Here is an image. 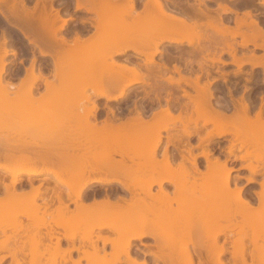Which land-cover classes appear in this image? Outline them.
Listing matches in <instances>:
<instances>
[{"label":"bare ground","instance_id":"bare-ground-1","mask_svg":"<svg viewBox=\"0 0 264 264\" xmlns=\"http://www.w3.org/2000/svg\"><path fill=\"white\" fill-rule=\"evenodd\" d=\"M18 1L20 0H13L9 10L12 8L14 11L13 8H15L18 12L16 7L19 5ZM136 1L138 0H123V3H120L121 0L120 2L119 0H77V10L84 8L87 11L99 12L97 14L99 17L97 16L96 23L90 21V19L88 20L96 27L93 34H84V32H88L90 27H93L87 22L89 26L85 28L83 26L82 29H79V25L78 29L82 31H78V29H76L78 31H75L76 33L72 31L75 35L74 38L72 37L73 39L71 38L72 40L66 38L68 33L66 36H59L61 33L59 31L65 26L67 27L66 24L69 23L68 19L60 16L61 11L59 9L55 13H53L52 8L47 9L46 7L36 11L38 3H36L35 8L29 9L30 7L26 6L27 3L24 4V0L20 1V5L26 7L22 11L26 12L25 36L28 38L29 44L38 47L43 55H47V52L44 51L42 46L51 48V54L64 55V57H55L57 59L54 61L56 66L54 76L62 80L73 78L71 82H61L60 87L74 85L76 82L79 83L78 85H82L81 83H84V81H91L90 83L93 82V84H96L95 87H98L94 90L96 97L113 101L126 97L128 88L131 86L146 82L147 86L150 85L149 87L152 86L154 89L159 87L158 90L155 89L156 91L151 88L152 93L155 92L154 98L150 97L151 89L150 92H145L146 96H149L152 101L158 102L159 106L153 110L151 115H148L146 108L138 107L136 102V106L132 109L128 107L127 114L123 115V109L120 107L106 105L107 113H105L104 119L99 113L103 119L100 117L102 120L100 121L98 117L100 107L98 104H94L91 107L92 109L90 108L91 114L89 113V118L92 115L94 120L91 121L92 118L89 120L87 113L84 115L87 119L84 120L83 117V122L81 121L80 127L77 129V132L79 130L78 134H84V137L78 135L79 137L74 139H67L68 137L44 139L47 142L43 140L42 142H45L48 146L50 145L49 148L60 145V152L55 153L56 155H43L44 157L41 155L42 157H39V159H35V157L33 159L28 154L26 155V145L29 143L26 140H24L26 142L24 145H20V147L22 146V149H19L20 154L17 151L18 149H14L16 147L13 145V152L17 151L13 154L9 147H12L9 143L12 144L13 142L9 141L8 137L5 138L6 136L4 138L0 137V190L4 189V194L2 197L0 196V215L2 211L5 213L4 215H11V212L15 210H12V208H16L18 202L22 204L23 200L26 199V189L20 188L26 185V181L24 182L26 178H22L20 175L38 176L52 173L60 183L62 182L69 187L68 192L67 189L66 192L65 190H56L58 191V204L55 205V208H50L51 204L49 202H45L43 205L36 203L40 196V189L38 186L35 187L34 180L29 178L28 181H30L33 188L32 193L29 195L31 199L27 198L29 202L27 200L26 204L19 209V212L23 211L25 213L24 209L26 207L27 210L34 207L32 209L34 214H38L39 210L43 211H39L43 215L51 214L52 216L54 213L53 217L59 218L55 222L56 226L60 227V223L64 228L73 225L75 230L81 232V234L67 233L65 235L59 232L60 235L57 232H51L46 235L48 242H52L54 238L56 239L54 245L58 251L59 260L58 262L53 261L52 264H81L84 260H87L88 264H248L244 250V247L247 246L244 240L246 237L245 231L244 234H241L242 231H240L241 233H238L240 234V236L238 235L239 238L234 239L236 234L234 229H236L235 225L238 220L242 221H239V224L244 223L245 220L244 225H246L251 219L256 222L264 219V178L257 179L258 175L264 173V152L261 153L264 150V98L261 99V105L256 107L259 108L257 110L253 105L255 100L250 97L251 91V94L240 97L237 104L234 102L235 105L233 104L234 109L232 110L229 104H226L228 105L226 106L213 102V98L216 96L215 90L213 91L214 88H211L213 81H206L203 85L200 84V77L202 76H199L198 72V75H196V72L191 71L193 68H190L196 65H193L196 58L193 60L192 57L185 60L188 61L185 62V64L187 63L186 66L190 64L188 70L196 75L194 78L190 76L191 74L183 75V70L181 72V68L178 66H175V72L179 74L177 78L169 73L173 70L168 68V64L164 66L160 64L159 68L156 66L152 68L149 64H157L154 55L160 52L158 47L163 42L173 45L183 44L184 41H187L192 46L194 41H197V52L205 54L202 60L197 59V63L201 65L200 67L198 64V67L202 72L204 70L210 75L211 71L213 72L210 69L213 68L214 63H227L223 61L221 51L225 53L228 49H230L228 52L232 56V62L238 69L249 63L253 68L262 66L264 72V56L256 57L252 53L250 56L243 55L244 58L238 57L236 45L232 44L233 42L230 43L231 40L227 38L228 35L232 38L240 35V37H243L242 42H239L241 46L246 47L252 44L255 48L258 47L264 50V26L259 21V15L246 11L243 16H240L236 9L226 3L219 5L217 10L219 18L216 19L215 10L205 5L206 0H194L196 3L199 1V4H194V1L191 3V0H142V2L139 1L143 6L140 9L136 7L138 6ZM255 1L244 0L239 6H246L248 2L256 5ZM170 3L172 5L176 4V7L170 6ZM261 3L264 5V0H261ZM106 8L109 10L107 11ZM104 9L106 12H102ZM1 10L0 6V12H2ZM222 12H234L236 14V27L231 28L228 26L221 17ZM204 18H206V21L202 22ZM84 19L81 24L86 22L87 19ZM58 20H62L60 26L57 24ZM243 26L249 27L250 31L249 28H247L249 32L243 31ZM87 27H89L88 30ZM2 33L4 32L2 31ZM194 37L198 39L196 40ZM4 42L7 46V41ZM2 44L4 43L2 42ZM220 45H222L221 51L218 52L217 47ZM226 46L228 47L227 51H225ZM212 47L216 49H212ZM167 50L165 49L166 52H168ZM193 50V48L192 50L188 49L189 54L193 55L195 53V50ZM8 52L5 48L4 54H0V89L2 88L5 92L4 95L9 92L8 88L10 87L8 85L12 86V83L3 81L8 64L5 57ZM130 52L135 54V58L139 57V54H145L144 62L140 61L142 64H138V60L132 58V54L131 56L126 55ZM66 54L71 56L68 57ZM107 54L111 56L110 61V58H106L109 57L106 56ZM218 54L220 55L217 56ZM95 55H98V57ZM115 55H125L126 57H123L124 63L115 61L116 59L114 60L113 57ZM207 61H210L211 64L214 62L209 70L206 69V66H210ZM34 63L33 60L31 69H26V77L28 78L26 79L29 87L26 79H23L27 88H29V90L26 88L29 96L38 79L42 80L47 88H55V82L47 79L48 77L43 74L42 69H39L41 67L38 68V74H35ZM162 63L165 64L167 61ZM143 68L147 70L144 71ZM195 71H198V69ZM238 71L235 73H239ZM166 73H169L170 76ZM207 77L209 76L207 75ZM223 77H225L224 74ZM262 77H259V79L263 81L264 76ZM212 79H217V77H212ZM244 79L250 81L255 77L251 72L250 76ZM256 79L254 81L257 82ZM181 81L192 86L194 92L197 93L191 94L189 90H184L183 96L189 98V102H194L193 105L189 102L178 107L172 105L171 101L174 98L172 89H175V86H170V91L167 90L166 98L164 97L166 104L165 106L162 105V91L165 90L166 83L181 88L178 85ZM169 84L167 85L169 86ZM116 85L120 89L116 93H111L115 90ZM107 86L108 88L112 87L109 88L111 91L107 89ZM246 86L244 90L249 91L246 90L248 89ZM229 93L233 94L234 92L229 89ZM33 98L32 102L35 100ZM174 99L179 100V98ZM4 100L6 99L4 98ZM61 100L63 101L61 103H67V100L65 102L63 99ZM33 104L28 110H33ZM50 105L52 107L54 104H49V109H51ZM55 106L52 107L53 110L57 107ZM60 106L62 107V105ZM0 107L2 106L0 105ZM5 109L7 110V108ZM227 109H230L233 113H227ZM254 109L257 111H254ZM35 110L34 112L30 111L29 114H32V112L38 114V111L42 113L40 107ZM55 110L58 111L57 108ZM253 111L255 114H252ZM28 112L26 111V114ZM194 112L201 113L200 117L204 119L202 125L201 122H199L200 125L198 124V118H193ZM26 114L24 115L26 116ZM39 115L41 116L40 113ZM62 115L66 117V112L57 116L56 114L55 116L50 115V121L54 118V122L58 116H61L62 119L58 117L54 123L47 120L49 122V124L46 122L49 125V127L46 126L48 133L50 131L61 134L70 133V129H73L71 126L72 121L67 119V123H65L63 121L65 117ZM42 116H44L42 119L47 117L43 113ZM23 118L24 122L22 121V124L26 122L25 117ZM36 119H32L33 123H31L27 116L28 122L32 125L39 122V118ZM68 120L71 122L69 121V123ZM41 121L38 125L43 124ZM2 123H0L1 129L11 125L17 127L16 121L15 125L11 124V121L6 122V120H3ZM29 123L28 128L31 126ZM177 123L182 125L181 132L174 131L177 129ZM209 123H213L214 128L208 131L206 127ZM192 124L193 126H191ZM21 126L24 129V126L20 124ZM14 127H11L10 131L11 129L14 131L18 129ZM179 127L181 128V126ZM42 128L44 127L41 126L39 129ZM205 130L206 134L203 133ZM36 132L38 133V131ZM23 133L25 134V132ZM88 133L93 135H90V137ZM0 134H3V132L1 131ZM85 134L88 136L86 137ZM228 135L232 137L227 138ZM195 139H197V143H194ZM225 140H228L227 145L223 143ZM18 142V144H14L18 146L22 141ZM44 144L42 143V145ZM30 145H33L32 142ZM34 145L37 146V144ZM198 148H202V150L196 154L195 150ZM238 148L241 151L245 148L246 152L239 154ZM254 150H256V153L253 152ZM252 158H255L258 163L246 162ZM1 159L10 162L5 163ZM38 161L44 163V167H38ZM237 162L241 164L239 169H236L235 163ZM244 169H247L250 175H242L240 171ZM234 172H236V175H234ZM8 176L11 177L9 183L6 182ZM242 178L246 179V184L242 183ZM256 183H259L260 189L248 188L249 184ZM92 184H102L107 187L104 191L101 190L102 193L97 191L101 195L100 198L95 194L94 200L87 202L86 193L88 194V187ZM156 186L158 189L154 191ZM2 187L3 189H1ZM17 188H20V191ZM64 192L66 196L63 194ZM252 196L257 198L259 206H254L253 199L255 197L252 199ZM72 203L75 205L74 210H71L70 204ZM34 214L29 215L32 220H34ZM24 216H26V213ZM239 216L241 219H238ZM222 217L232 223L226 225V222L225 224L220 222V220L223 221ZM37 219L39 218L37 217ZM36 221L35 224H38V220ZM233 221L235 224H233ZM254 221L253 224H255ZM4 222V220H0V225ZM17 223H20V220ZM39 225L37 227H40ZM0 228L4 233V228L2 226ZM36 229L35 231H37ZM17 230L18 228H16ZM22 232L26 233V225L23 227ZM109 232L115 234V237H109L107 235ZM187 234L190 236L188 240L184 238ZM38 235L31 236L33 239L35 237L38 239ZM24 237L25 234L17 235V237L15 235L14 241L17 243L22 241ZM147 238H151L152 242L146 241ZM7 239L0 240V249L3 244H6ZM19 251L21 250L7 252L3 257H0V264L1 261H7L8 258H11L10 262L12 263L24 264L26 262L25 257L22 253H18ZM228 254L231 256L228 257ZM259 258L264 259V252L260 254ZM31 264L41 263L31 262Z\"/></svg>","mask_w":264,"mask_h":264},{"label":"rangeland","instance_id":"rangeland-1","mask_svg":"<svg viewBox=\"0 0 264 264\" xmlns=\"http://www.w3.org/2000/svg\"><path fill=\"white\" fill-rule=\"evenodd\" d=\"M13 0H5V1H1L0 2V6H1V11L2 12H0V42H1V47H0V50L2 51H0V54H4V49L5 48H7V50L9 51L8 52V54L6 55V57H5V60L8 62V64H7V67H6V70H5V72H6V74L4 75V80L3 81H7V83L8 82H10V83H12V86H10V85H8V87H10V88H8V87H6V88H8V94L7 95H4L5 94V92L2 90V88L0 89V105L2 106V107H0L2 110L0 111V121H2L3 122V120L5 121L6 120V122H8L9 123V121H11V124L13 123V125H15L14 123H15V121H16V123H17V121H19L18 123H17V127L15 126H8L7 128L6 127H4V129H1L0 128V133H1V131L3 132V134H0L1 136V138H4L5 136V138H9V141L11 140L13 143L11 144V143H9V145H12V147L11 146H9L10 148H11V152H13V149L12 148H14V146L16 147V148H14V149H18L17 151L19 152V154H20V150L22 149L21 147H20V145L21 144H25L26 142L28 143L27 145H26V155L28 154L31 158H33L34 159V157H35V159H39V157H42L43 155H45V156H47V155H56L55 154V152L54 151H58V152H60V150H59V147H60V145L59 146H56V145H54V148H53V146L51 147V148H49L50 147V145L48 146L45 142H42V140L43 141H46L47 139L49 140V139H52L53 137L54 138H56V137H62V138H66V137H68L67 139H74V138H77V137H84L83 135H80V133L78 134V132H79V130H78V132H77V129H78V127H80V125L79 124H81V121L83 122V119L84 120H86L87 118L89 119V120H91L90 118H92V120L91 121H93L94 120V118H93V116L91 117L90 116V118H89V115L91 114L90 113V108L91 107H93V105L94 104H98L97 102H98V99L96 98V96L94 95V90H96L98 87H95V85L96 84H93V82L92 83H90L89 81L87 82H85L84 81V83H81L82 85H78L77 84V82L74 84V85H64L63 87L61 86L60 87V83L62 82H66V81H70L71 82V80H72V78L73 77H71L70 79H64V80H62V79H60V78H56L55 76H54V73H55V69H56V66H55V64H54V61L57 59H55V57L56 56H60V57H64V55L63 54H57V55H55V53H53V54H51V52H52V50H51V48H48V47H43L42 46V48L44 49V51H46L47 52V55H43V54H41L40 53V49H38V47H35L34 45H32V44H29V40H28V38H26V36H25V34H26V16H25V13L26 12H23L22 10H23V8L24 9H26V7H22V5H20L21 4V0L20 1H18V2H16V3H18L19 5V7L18 6H16L17 7V10H18V12H16V9L15 8H13L14 9V11L12 10V8H11V10H12V12H11V10H9V7H11L10 5H12L11 4V2H12ZM23 1V0H22ZM39 1V0H38ZM38 1L36 2V3H38ZM73 2H75V3H73L74 5H75V8H74V10H71V11H67V10H60L61 11V13H62V15H61V13H60V16H63L62 18H65V19H68V22L69 23H67L66 25H67V27L65 26L63 29H61V31H59V32H61L60 34H59V36L61 35V36H66V34L68 35L66 38L67 39H71L72 37L74 38V33H76V32H78V31H82V30H79V29H82V27L84 26V28L86 27V26H89L88 24H90V26H93L94 24L93 23H89L88 22V20L90 19V21H95L96 20V18H97V20H98V13H96V12H94V11H87V10H85L84 8H82V9H78L77 10V8H76V6H77V0H72ZM142 2V0H138V1H136L137 2V5L138 6H136L138 9H140L141 8V4L142 3H140V2ZM232 1L233 0H223V2H224V4L226 3V4H228V5H231V3H232ZM119 2H120V0H119ZM27 3V7L29 8V9H31V8H35L36 6V3L33 5V6H31V3H29L27 0H24V4H26ZM120 3H123V0H121V2ZM125 3V2H124ZM39 5L37 6V8H36V11L38 10V11H40V9H44V6H42L40 3H38ZM52 4V6L49 8V7H46L47 9H51L52 8V10H53V13H55V10L53 9L54 7V2H52L51 3ZM140 5V6H139ZM143 7V6H142ZM107 9V8H106ZM33 10V9H32ZM109 9H107V11H108ZM4 11V12H3ZM48 11H50V10H48ZM102 11V10H101ZM102 12H106V10L104 9ZM53 13H52V15H53ZM4 14V15H3ZM65 14V15H64ZM242 15H244V13H242V14H240V16H242ZM98 16V17H97ZM69 17V18H68ZM109 17V16H108ZM222 19L223 20H225L226 21V23L231 27V28H234V27H236V24H235V18L233 19V20H228L227 18H225L226 17V14H223L222 15ZM83 18H85L84 20H86V22H83V24H81V21H83ZM71 19V20H70ZM82 19V20H81ZM105 19V18H104ZM107 19H109V18H107ZM106 19V20H107ZM105 20V21H106ZM109 21H110V19H109ZM203 21H206V19H204ZM248 21H249V19H248ZM259 21H260V23L263 25V23L261 22V18L259 19ZM62 23V20H58L57 21V24H59L58 26H60L61 25V23ZM87 22H88V24H87ZM98 22V21H97ZM95 23H96V21H95ZM86 24V25H85ZM77 25V26H76ZM79 25H80V27H79ZM95 26V25H94ZM87 27V30H88V28H89V30H88V32H84L85 31V29H84V34H88L89 33V35H90V33L91 34H93L94 33V31H96L95 30V28L96 27ZM264 26V25H263ZM78 27H79V29H78ZM244 28L242 29L243 31L245 30V31H248L247 30V28H249V27H245V26H243ZM74 28V29H73ZM76 29H78V31H76ZM86 30V31H87ZM2 31L4 32V33H2ZM72 31H74V33L72 32ZM76 31V32H75ZM249 31H250V28H249ZM248 31V32H249ZM58 32V33H59ZM247 32V33H248ZM2 33V34H1ZM72 33V34H71ZM63 34V35H62ZM84 36V35H83ZM86 36V35H85ZM84 36V37H85ZM6 37V38H5ZM86 37H88V36H86ZM72 38V39H73ZM196 40L198 39L197 37H194ZM228 39H230L231 40V42H230V40H229V42L230 43H232V44H234V45H236V47H237V49H236V54H237V56L239 57H242V58H244L243 57V55L245 56V54L246 55H252V53L253 54H255L256 55V57L258 56V57H262V56H264V50L262 49V48H258V47H254V45H252V44H249V46H246V47H244V46H241L240 45V43L242 42V39H243V37H240V35H237L236 36V38H232V36H229L228 35V37H227ZM7 41L6 43H7V46H6V44H5V40ZM69 39V40H70ZM71 39V40H72ZM234 39V40H233ZM2 42L5 44H2ZM195 42H196V45H195ZM234 42H237L236 44L234 43ZM240 42V43H239ZM200 43V42H199ZM197 41H194V45H192V46H190V44H188V42L187 41H184L183 42V44H173V45H171L170 43H168V42H163L162 44H160L159 45V51L160 52H158V53H155V55H154V59H155V62L157 63H155L156 65H153L154 63H151V65L149 64V66L150 67H152V68H154L155 66L156 67H158L160 64L161 65H166V64H168V66L171 64V63H176V66H178V67H180L181 68V72H182V70H183V74H184V71H186V73L184 74V75H190L191 77L193 76V78L196 76V75H198L197 74V72L198 73H200V67H201V65L199 64V63H197V59H201L202 60V57L200 56V52H197V50H196V46H197ZM239 44V45H238ZM2 45H4V46H2ZM6 46V47H5ZM222 45H220V47H221ZM5 47V48H4ZM216 47V46H215ZM213 48L212 47V49H216V48ZM217 48V51L218 52H220L221 51V48ZM224 47V46H223ZM2 48H3V50H2ZM172 50H170V49ZM192 48L195 50V53L193 54V55H191V54H189V51H188V49H190V50H192ZM165 49L167 50V49H169V50H167L168 52H166L165 51ZM225 51H227V49H228V47L226 46L225 47ZM193 50V51H194ZM230 49H228V51H229ZM254 50V52H252ZM170 51V52H169ZM227 51V52H228ZM190 52H192V51H190ZM217 52V53H218ZM222 52V59H223V61H225V62H227V63H225V64H223L222 62H216V63H214L215 64V66H213L211 63H210V61L208 62V63H210V66L208 65V66H206V69L207 70H209L210 68H211V65H212V67L213 68H211L210 70H213V72L211 71V73H210V75L208 74V73H206L204 70H203V74L201 75L202 77H200V81H202V80H204L205 82L204 83H206V81H213V84H212V86H211V88H214L213 89V91L214 90H217V89H222L221 90V92H218V93H216V94H219V95H222L223 93H224V91L225 90H227V89H232L233 90V92L234 93H236L237 95H238V100H240V97H242V96H246V95H249V93L251 94L250 95V97H252L255 101H254V103H253V105H254V108H256L257 106L259 107V105H261V102H262V100H263V98H264V80L262 81V79H259V77L260 78H263L262 76H264V72H263V68H262V66H258V67H252L249 63H246V64H244L243 65V67L242 68H240V69H238V67L235 65V64H233V59H232V56H231V54L228 52H223V51H221ZM164 53H176V54H180V55H185L188 59L189 58H192L193 57V60H194V58H196L195 59V61H194V63H193V65L194 64H196V65H194V67H196L195 69H194V67L192 66V67H190L191 69L193 68V70H191L192 72H196L195 74L196 75H193V73H191L190 72V70H188V65H190V64H188L187 66H186V64H185V62H188V61H185V60H183V59H176V60H172V61H167V63H162V62H166V61H163L162 59H159V56L160 55H162V54H164ZM224 53V54H223ZM131 54H132V58H134L135 60H138L137 62H138V64H142V63H140V61H142V62H144V59L146 58L145 56V54L143 55H141V54H139V57H137V58H135V54L133 53V52H130V53H128V54H126L127 56L128 55H130L131 56ZM221 54V53H220ZM220 54H218L217 56H219ZM1 55V56H2ZM66 55H68V57H70L69 56V54H66ZM137 56H138V54H136ZM73 56H75V55H73ZM78 56V55H77ZM96 56V55H95ZM103 57L105 56V54L104 55H102ZM106 56H109L108 54L106 55ZM134 56V57H133ZM76 57V56H75ZM96 57H98V55L96 56ZM100 57V56H99ZM111 56H109V57H106V58H110ZM114 57V60L115 61H119L120 63H124V58L123 57H126L125 55H123V56H119V55H115V56H113ZM101 58V57H100ZM122 58V59H121ZM246 58H248V57H246ZM133 59V60H134ZM33 60L35 61V63H34V70H35V74L37 73L38 74V71H39V69H42L41 71L43 72V74L45 75V76H47L48 78V80H50V81H54L55 82V88H51V89H49V87L47 88L46 87V85H45V83L42 81V80H37L36 81V84H35V86H34V89L32 90V93H30L31 95H32V97H31V95L29 96L28 95V90H29V88H27V85H28V87H29V83L27 82V70L26 69H31V64H32V62H33ZM111 60V58L109 59V61ZM121 60H123L122 62H121ZM134 60V61H135ZM162 61V62H161ZM136 62V61H135ZM161 62V63H160ZM196 62V63H195ZM212 62V61H211ZM10 63V64H9ZM198 64L200 65V67H198ZM39 65V66H38ZM144 65V64H143ZM163 66H161L162 68H163ZM167 66V67H168ZM39 67H41V68H39ZM143 67V66H142ZM145 67V66H144ZM182 67H184V68H182ZM187 67V68H186ZM39 68V69H38ZM50 68V69H49ZM159 68V67H158ZM170 70H173V71H167V72H169L171 75H173L174 77H179V74L177 73V72H175V66L174 67H168ZM144 69V68H143ZM146 69V68H145ZM145 69H144V71H145ZM196 69H198V71H195ZM202 69V68H201ZM205 69V70H206ZM147 70V69H146ZM206 70V71H207ZM215 70V71H214ZM218 70V71H217ZM222 70V71H221ZM238 70H240V71H238L239 73H235V72H237ZM40 71V72H41ZM142 71V70H141ZM144 71H142V72H144ZM189 71V72H188ZM41 72V73H42ZM189 74H188V73ZM251 72L253 73V76L255 77V79L258 77V75H259V77H258V79H256V80H258L257 82H259L258 84H257V82L256 81H254L255 79H251L250 81L249 80H245L244 78H246V77H248V76H250V74H251ZM169 73H166L167 75H169L170 76V74ZM224 74V76L225 77H223V74ZM256 73V74H255ZM211 74L213 75L212 77L214 78V77H217V79H212V77H211ZM221 74V75H220ZM236 74V75H235ZM246 74H248V75H246ZM263 74V75H262ZM207 75L210 77H207ZM246 76V77H245ZM167 77V76H166ZM221 77H223V78H227V79H225V80H227V81H225L223 78H221ZM27 78V79H26ZM208 78H209V80H208ZM26 79V82H27V85H26V83L25 82H23L24 80ZM75 79V78H74ZM153 80V79H152ZM217 80V81H216ZM252 80H253V82H252ZM29 81V80H28ZM75 81H76V79H75ZM105 81V80H104ZM151 81V80H150ZM5 82H3V83H5ZM153 82H154V80H153ZM167 82V81H166ZM182 82H184V81H181L178 85H180V86H183V85H185V83H182ZM227 84H226V83ZM246 82H248V83H246ZM254 82H256V83H254ZM90 83V84H89ZM201 83V82H200ZM252 83V84H251ZM147 83L145 82H142L141 84L139 83V84H136V85H134V86H131L130 88H128V91H127V95H126V97L124 96V98L122 97V98H119V100H113V101H107L106 100V102L109 104V105H111L112 107H113V105H117L118 103H120V102H123V101H127V102H132V103H136V101H138V98L136 97V94H137V90H138V88L139 87H141V86H147L146 85ZM167 84H169V83H166V85H165V90H167V89H169V88H171V87H173V86H177V85H171V84H169V86L167 85ZM175 84H177V83H175ZM215 84V85H214ZM245 84H247L248 86H246ZM25 85V86H24ZM119 85V87H121L120 86V84H118ZM234 85V86H233ZM53 86V87H54ZM109 86V85H108ZM108 86H107V89H109L108 88ZM171 86V87H170ZM245 86L246 87H248V89H246V90H249V91H245L244 89H245ZM190 90H191V94L192 93H194V94H197L196 92H194L195 90L193 89V87L192 86H187ZM26 88L28 89V90H26ZM96 88V89H95ZM112 88V87H111ZM110 88V89H111ZM117 88V89H116ZM159 88V87H158ZM167 88V89H166ZM250 88V89H249ZM10 89V90H9ZM47 89H49V90H47ZM109 89V90H110ZM114 89V88H113ZM118 89H120V88H118V86L116 85L115 86V90H113V91H111V93H116L117 92V90ZM244 90V91H243ZM10 91H12V92H10ZM64 92H66V93H64ZM69 94H68V93ZM245 92H246V94H245ZM9 93H10V96H9ZM242 93H243V95H242ZM263 93V94H262ZM5 96V97H3V96ZM82 95V96H81ZM8 96V97H7ZM195 96V95H194ZM10 97V98H9ZM34 97V98H33ZM82 97V98H81ZM263 97V98H262ZM4 98L6 99V100H4ZM32 98L33 99H35L34 100V102H32L33 100H32ZM8 99H9V101H8ZM11 99V100H10ZM61 99H63L64 100V102H65V100H67L66 102L67 103H61V102H63ZM78 99V100H77ZM262 99V100H261ZM135 100V101H134ZM225 100H227V99H221V98H218L217 96H215L214 98H213V102L215 101V103L217 104V103H221V102H224ZM9 102V104H7L8 102ZM40 103H39V102ZM72 101H74V102H72ZM251 101H252V99H251ZM34 103L33 104V106H34V108H33V110H31V109H29L28 110V108H30V106H32V103ZM253 102V101H252ZM46 103V104H45ZM134 103V104H135ZM194 103V102H193ZM193 103L191 102V104L193 105ZM255 103H256V106H255ZM48 104V105H47ZM49 104H54V105H56L55 107L57 108V110L58 111H56L55 109L53 110L52 109V107L54 106H52L51 107V105H50V107H51V109H49ZM4 105V106H3ZM60 105H62V107L60 106ZM43 106V107H42ZM39 108L40 107V110L42 109V113H43V115H45V116H47L48 114V116L45 118L46 119V121H45V119H42L44 116H42V113H41V111H38L40 114H41V116L39 115V113L37 114H35V116H34V114H33V112H34V110L36 109V108ZM44 107H46L47 109H48V111H47V109L46 108H44ZM58 107H60V109H58ZM5 108H7V110L5 109ZM46 109V110H45ZM92 109V108H91ZM234 108H232V110H233ZM257 109V108H256ZM259 109V108H258ZM257 109V110H258ZM45 110V111H44ZM51 110V111H50ZM257 110H255L254 109V111H257ZM26 111H29L27 114H26ZM30 111H33L32 112V114H29L30 113ZM36 112H37V110H35ZM53 111H55V112H53ZM253 111V113L252 114H255V112ZM52 112V113H51ZM58 112H61V113H63V114H65V112H66V117L64 116V115H62L63 117H65L64 119H63V121L65 122V123H67V119H71V121L70 120H68V122L70 121L71 122V126H72V128L73 129H70V133H63V134H61V133H59V132H51L50 131V133H48V130H47V128H46V126H48L49 127V125H47V124H49V122H53V119L54 118H52V121H50L49 120V118H50V115L52 116V115H54L55 116V114H56V116L57 115H60ZM201 112V111H200ZM199 112V114L198 113H196V112H194L193 113V118H198V124L200 125V123L199 122H201V125H202V123H204L203 121H204V119L202 118V117H200L201 116V113ZM229 112H231L230 111V109H227V113H229ZM88 113V117L86 118V116L84 117V115H86ZM90 113V114H89ZM99 113H101V110L99 109V111H98V117H99V119H100V117L101 116H99ZM231 113H233V112H231ZM24 114H26V116L24 115ZM30 115V116H29ZM38 117H37V116ZM27 116H28V120L29 119H31L32 117V119H35V118H37L36 120H38V118H39V122L38 123H40V121H41V119H42V121H41V123H43V124H39L38 125V123L36 122V124L34 125H32V124H30L29 122H28V120H27ZM32 116V117H31ZM254 116V115H253ZM23 117H25V119H26V125H25V123H23L22 124V121L24 122V118ZM58 117H60L61 118V116H58ZM58 117L57 118H55V120H54V122H56V120L58 119ZM84 117V118H83ZM103 117V116H102ZM101 117V118H102ZM60 118H59V120H60ZM32 119L31 120H29V121H31V123H33V121H32ZM62 119V118H61ZM66 119V120H65ZM118 119V118H117ZM36 120H34V121H36ZM47 120H49V122L47 121ZM45 121V122H44ZM2 122H0V123H2ZM21 122V123H20ZM46 122H47V124H46ZM53 122V123H54ZM69 122V123H70ZM5 123V122H4ZM21 125H25L24 126V129H23V127H22V129H21V127H20V124ZM28 123H29V125H31V126H29V128H30V130H29V128H28ZM35 123V122H34ZM3 124V123H2ZM2 124H1V126H2ZM19 124V125H18ZM45 124V125H44ZM194 124V123H193ZM193 124L191 125V126H193ZM4 125H6V124H4ZM8 125H10V124H8ZM68 125V124H67ZM177 125V129L176 130H174L175 132H181V130H182V125H180V123H179V125H178V123L176 124ZM41 126H43L44 128H42V129H39ZM179 126H181V128L179 127ZM11 127H14V128H18V129H15V131L13 130V129H11V131H10V128ZM37 127H39L38 128V130H37ZM32 128V129H31ZM51 128V127H50ZM180 130H179V129ZM207 129L206 130H212L213 128H214V125H213V123H209L208 124V126L206 127ZM6 129V130H5ZM22 131H21V130ZM36 129V130H35ZM46 129V130H45ZM49 129V128H48ZM4 130V131H3ZM43 132H42V131ZM72 130V131H71ZM206 130L203 132L204 134H206ZM8 131H9V133H8ZM28 131V132H27ZM36 131H38V133L36 132ZM74 131V132H73ZM22 132V133H21ZM23 132H25V134L23 133ZM33 132V133H32ZM36 132V133H35ZM45 132H47V133H45ZM73 132V133H72ZM82 134V133H81ZM203 134V135H204ZM77 135V136H76ZM79 135V136H78ZM88 135H89V133H88ZM87 134H85V136L87 137L88 136ZM90 135H93V134H91L90 133ZM89 135V136H90ZM201 135H202V133H201ZM3 136V137H2ZM91 137V136H90ZM230 137V135H228L227 136V138H229ZM232 137V136H231ZM230 137V138H231ZM17 138V139H16ZM19 139H21V140H19ZM44 139H46V140H44ZM2 140H4V139H2ZM1 140V141H2ZM24 140H26V142L24 141ZM18 141H24L23 143L21 142L18 146H17V144L19 143ZM31 142H32V144L33 145H30L31 144ZM47 142V141H46ZM14 143H17L16 145L14 144ZM42 143L44 144V145H42ZM194 143H197V140L195 139L194 140ZM224 144H228V140H225L224 142H223ZM34 144H37V146L36 145H34ZM14 145V146H13ZM62 146V145H61ZM34 147V148H33ZM58 147V149H56ZM21 148V149H20ZM25 148V146L23 147V149ZM20 149V150H19ZM198 149H200V148H198ZM198 149H196V150H198ZM34 151V153H33V151ZM238 151H240V153L239 154H241L242 152H246V149L245 148H243L242 149V151L241 150H239V148L237 149ZM17 151H14L13 152V154H15ZM50 151V152H49ZM252 151V150H251ZM256 150H254L253 152H255ZM259 151H261V150H259ZM52 152H54L53 154H52ZM262 152H264V150L263 151H261V153ZM49 153V154H48ZM256 153V152H255ZM18 154V153H17ZM16 154V155H17ZM39 155V156H38ZM42 155V156H41ZM138 155H140V154H138ZM44 157V156H43ZM1 161L2 162H5V163H9L10 161L9 160H5V159H1ZM262 161V160H261ZM246 162H248V163H250V162H252V163H255V164H257L258 162L255 160V158H252L251 160H249V161H246ZM246 162H244V164H246ZM263 162H264V160H263ZM26 163H27V160H26ZM240 163V162H239ZM37 166L38 167H44V163H38L37 164ZM57 168V167H56ZM245 170V171H244ZM244 170H241L240 172L241 173H243L244 175L246 174V175H250V172L247 170V169H244ZM245 175V176H246ZM20 177H22V178H40V177H47V178H49V180H52V181H54L55 183H56V185L57 186H59V187H61L62 189H64V190H66L67 189V191H68V185L67 186H65L66 184H64V183H60L59 182V180L58 179H56V177L52 174V173H45V174H42V175H36V176H28V175H24V174H22V175H20ZM264 178V173L263 174H260V175H258L257 176V179H263ZM7 181V183H9V181H11V177L10 176H8L7 177V179H6ZM242 180V183H244V184H246L247 182H246V179L244 178H242L241 179ZM26 181V179H24V182ZM26 183V182H25ZM105 185H107V184H105ZM113 185H117V184H113ZM18 187H20V186H18ZM250 187H253V188H255V189H260V186H259V184H249L248 185V188H250ZM21 189H26V193L28 194H26V199L25 200H23L24 202L21 204V202L19 203L18 202V206H16V208H12V210L13 209H15L13 212H11V215H9V214H6V215H4L5 213H3V211H2V213H1V215H0V220H4L5 222H4V224H1L0 225V227L2 226V228H4V233H3V231H2V229L0 228V240H3V239H7V238H9V239H7V242H6V244H3V246L1 247V249H0V257H3V255H5V254H7V252H10V251H15V250H21V251H19L18 253H22L23 255H24V257H25V263L24 264H31V262H35V263H41V264H52V262L53 261H57L58 262V260H59V255H58V251H57V249H55V245H54V243L56 242V239L54 238L53 240H52V242H48L47 241V239H46V232H49L50 230H49V228L52 226L55 230H56V232H57V234H74V233H76V234H81V232L80 231H77V230H75L74 229V226L72 225V226H70V227H68L67 225H66V227H68V228H64V227H62L61 226V223L59 224V226L60 227H58V226H56L57 224L55 223L56 221H58V219H57V217H53L54 215L52 214V216H51V214L49 215V214H46V213H44V214H46V215H43V211L42 210H39V211H42V212H39L38 211V214H34L33 212H34V210H32V209H34V207H32V208H29L28 210H27V207H26V209H24L25 210V213H26V216H24V212L23 211H21V212H19V209L20 208H22V206H24L25 204H26V202H27V200L29 199H31L30 197H29V195L32 193V187H30V189L29 190H27V186L26 185H24L23 187H20ZM20 188H17V190H19L20 191ZM40 188V187H39ZM1 189H3V187L1 188ZM157 189H158V187L156 186L155 187V189H154V191H157ZM4 190V189H3ZM3 190H0V196L2 197V195L4 194V191ZM70 190V189H69ZM40 197V196H39ZM39 197H38V199H37V201H36V203L37 204H39V205H41L40 204V199H39ZM28 198V199H27ZM252 199H253V196H252ZM29 200H28V202H29ZM254 200V201H253ZM252 201L254 202V206L256 207V206H259V204H258V202L259 201H257V198H254ZM236 202V201H235ZM238 203V202H237ZM256 203H257V205H256ZM73 208H75L74 207V205H71V210L73 209ZM41 209V208H40ZM74 210V209H73ZM37 211V210H36ZM28 212V213H27ZM34 214V220H32V218H30L29 217V215H33ZM35 215H37V216H35ZM47 215H49V216H47ZM27 216H28V218H27ZM44 216V217H43ZM46 216V217H45ZM57 216V215H56ZM36 217V218H35ZM37 217L39 218V219H37ZM42 218H44L42 221H41V219ZM48 220H47V219ZM57 220H56V219ZM240 218V216L238 217V219ZM17 220V222L20 220V223H17L16 222V220ZM19 219V220H18ZM50 219V220H49ZM55 219V221H53ZM241 219V218H240ZM36 220H38V224H40L39 226L40 227H37V225L38 224H35V222L37 223V221ZM62 220V219H61ZM222 220L223 221H221L220 220V222H223L224 224H225V222H226V225H228L227 223H229V224H231L230 222H228L227 220H226V218L224 219V217H222ZM225 220V221H224ZM262 220H264V219H262ZM262 220L259 222V221H254V223L255 224H253L252 222V219H251V221H248L249 223H247L246 225H244V223L246 222L245 220H244V223H240L239 224V221L240 220H238L237 222V224L235 225L236 226V229H234L235 230V238L234 239H237V237L239 238V236H240V234H238V233H241L240 231H242V233L241 234H244V231H245V238H244V240L246 241V244L245 245H247V246H245L244 247V250H245V253H246V256H247V263L248 264H264V259H260L259 257H260V254L262 253V252H264V221L262 222ZM47 221H49V222H51V223H49V222H47ZM40 222V223H39ZM236 222V221H235ZM240 222H242V221H240ZM13 223V224H12ZM14 223H17V224H14ZM233 224H235L234 223V221H233ZM26 225V233H23L22 231H23V227ZM35 225V226H34ZM244 227H243V226ZM22 226V227H21ZM33 226V227H32ZM239 226V227H238ZM16 228H18V230L16 231ZM30 228V229H29ZM34 228V229H33ZM37 228V229H36ZM32 229V230H31ZM35 229L38 231H35ZM49 230V231H48ZM37 232V233H36ZM59 232V233H58ZM234 232V231H233ZM17 233V234H16ZM21 234H25V237L23 238V240L22 241H19V242H15L14 240H15V238H14V236L16 235V237H17V235H21ZM36 235V234H39L37 237H39L38 239H36V237H35V239H33V235ZM59 234V235H60ZM32 235V236H31ZM40 235H41V237H40ZM109 237H115V234H113V233H111V232H109L108 234H107ZM188 235V234H187ZM185 236L184 238L185 239H190V236L188 235V236ZM239 235V236H238ZM244 236V235H243ZM32 237V238H31ZM39 239H40V241H39ZM32 240V241H31ZM38 240V241H37ZM186 240V241H187ZM146 241H151L152 242V239L151 238H147L146 239ZM138 243H139V241H138ZM65 247V246H64ZM233 249V248H232ZM110 250V249H109ZM241 251V250H240ZM238 255H240V254H238ZM228 256H231L230 254H228ZM10 260H11V258H8V260L7 261H4V262H2L1 261V264H15V263H12V262H10ZM54 263V262H53ZM81 264H88V261L87 260H84ZM152 264H155V263H152ZM161 264V263H160ZM163 264V263H162Z\"/></svg>","mask_w":264,"mask_h":264},{"label":"flooded vegetation","instance_id":"flooded-vegetation-1","mask_svg":"<svg viewBox=\"0 0 264 264\" xmlns=\"http://www.w3.org/2000/svg\"><path fill=\"white\" fill-rule=\"evenodd\" d=\"M27 1L29 3H31V6H33L38 0H27ZM193 1L194 0H191V3ZM242 1H244V0H233L232 3H231V5H229V6L232 7L233 9H236L239 12V14L245 13L246 11H251L252 14L259 15V19L261 18V22L264 25V5H262L261 0H256L255 1V4L256 5H254L252 2H248V5H246V6H244V5L239 6V4ZM52 2L55 3L54 6H53L54 7L53 9L55 11L57 9L71 11V10H74V8H75V5L73 4L75 2H73L72 0H39L38 1V3H40L42 6L49 7V8L52 6V4H51ZM193 3L194 4H199V1L197 3L194 1ZM205 3H206L205 5L209 6L211 9L215 10L216 19L219 18L218 13H217V10L219 9V5L220 4H224L223 0H206ZM170 6H172L174 8V6L176 7V4H173L172 5L170 3ZM177 7L179 8V6H177ZM223 14H226V17L225 18H227L228 20H233L234 18H236V14L234 12H230V13H223L222 12L221 13V17H222ZM204 19H206V18H204ZM203 20H202V22H203ZM219 47H217V48H219ZM200 56L203 57V56H205V54L200 53ZM180 58L183 59V60L187 59V57L185 55H180V54H176V53H164V54H162V55L159 56V59H162L163 61H172V60H176V59H180ZM174 66H176V63H171L169 65V67H171V68L174 67ZM182 68H184V67H182ZM185 73H186V71H184V74ZM200 74L202 75L203 72L201 71L199 73V76H201ZM200 82H201L200 84L203 85L205 81L202 80ZM149 86H141V87L138 88L137 94L139 96L136 94V97L138 98V101H136L137 104L136 103L135 104L138 105V107L139 106L145 107L146 108V111H148V115H151V113L153 112V110L156 109V108H158L159 104H158V102H154L151 99V98H154V93H155V92L152 93V89L154 91L156 88L154 89L152 86L151 87H149ZM187 86H189V85L188 84H185V85L181 86V88L180 87L178 88V86H177V88L175 87V89H172V92L174 93V98H179V100H176V99L173 98L172 101H171L172 105H175V106L178 107L181 104L182 105H185L187 102H189V98L183 96L185 89L189 90V92L191 93V90ZM150 89H151L150 97L152 96L151 98L149 96H146V93H145L147 91L150 92ZM156 90H158V88ZM167 90L170 91L169 89H167ZM167 90H163L165 92H163L162 90H159V91H162V95H163V100H162L163 101V104L162 105H164V106L166 104V100H165L166 97L165 96L167 95L166 94V92H168ZM221 90L222 89H217V90H215V92L218 93V92H221ZM216 96L218 98H221V99H227L224 102L217 103L218 105H221V104L222 105L229 104V107L231 106L230 108H233L234 107L233 106L234 102H236V104L238 103L237 102L238 101V99H237L238 98V95L236 93L230 94L229 93V89L225 90L222 95L216 94ZM96 98L98 99V102L97 103H98V105L100 107V110H101L100 115L103 116V119H104V117L106 115L105 113H107V107H106V105H109V104L106 102V99H104V98H101V97H96ZM189 103H191V102H189ZM135 104L132 103V102L130 103V102H127V101H123V102L118 103L117 105H113V107H116V108L117 107H120L121 109H123V111H122L123 115H126L127 114V111H128V107H130V109H132V107H135L136 106ZM109 106H111V105H109ZM226 106H228V105H226ZM101 119H100V121L103 120V119L102 120ZM201 150H202V148L201 149H198V150H195L196 154L199 153ZM172 151H174V149H172ZM54 152L57 153L58 151H54ZM54 152H52V153H54ZM200 161H201V159H200ZM38 163H42V162L41 161H38ZM235 164H236V169H239V167L241 166V164L239 162H237ZM234 175H236V172H234ZM242 175H243V173H242ZM28 179L29 178H26L27 190H29L30 187H32V184L30 183V181H28ZM32 179L34 180V183H33L34 186L35 187L36 186L40 187L39 188L40 189V194H39L40 195V197H39L40 204L43 205L45 202H49L51 204V207L50 208L54 209L55 208V205L58 204V200H57V192L58 191H56V190H60V191L62 190V191H64V189H62L61 187L57 186L54 181L49 180V178H47V177L32 178ZM258 180H261V179H258ZM106 187L107 186H104L102 184H92V185H90L88 187L89 189L87 190V192H88L89 195L86 193V197H87L86 201L87 202L93 201L94 198H95L94 197L95 194H97L98 195L97 197L100 198L101 195L99 193H102L101 190L104 191L106 189ZM253 189H255V188H253ZM97 191L99 193H97ZM65 192H66V190H65ZM65 192L63 194H65ZM65 196H66V194H65ZM254 197L255 196H253V198ZM70 205H74V204L72 203ZM49 230H48L49 232H46L45 233L46 235H48L51 232H56V230L52 226L49 228ZM51 230H53V231H51Z\"/></svg>","mask_w":264,"mask_h":264}]
</instances>
